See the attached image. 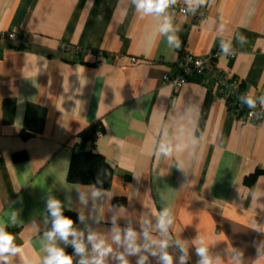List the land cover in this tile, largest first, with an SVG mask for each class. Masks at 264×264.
Returning a JSON list of instances; mask_svg holds the SVG:
<instances>
[{
	"label": "crops",
	"instance_id": "obj_1",
	"mask_svg": "<svg viewBox=\"0 0 264 264\" xmlns=\"http://www.w3.org/2000/svg\"><path fill=\"white\" fill-rule=\"evenodd\" d=\"M249 3L215 0L202 21L224 20L228 35L246 37L244 44L233 40L235 58L218 52L217 63L260 96L264 0H254L251 17ZM202 21L175 13L182 45L171 49L155 32L153 18L141 19L128 0H0V31L30 35L28 41L0 40V221L7 222L13 209L19 212L16 225L8 227L22 247L17 264L39 260L43 197L51 190L63 201L65 187L77 184L69 179L74 149L81 133L96 124L102 135L85 149L113 168L101 208L106 221L111 205L123 206L122 226L146 210L156 214L162 193L174 211V238L190 242L201 234L216 244V253L232 245L243 251L244 264H264L255 246L264 233L252 229L254 221L264 224V123L247 122L228 109L200 76L189 77L174 102L173 86L163 80L177 73L182 52L199 57L220 48L216 32L202 28ZM189 105L197 108L206 140L195 157H182L186 174L172 167L174 158L156 159L152 152L162 122H175ZM71 195L72 210L65 211L77 215L76 193ZM190 257L189 264H196L194 247Z\"/></svg>",
	"mask_w": 264,
	"mask_h": 264
},
{
	"label": "clouds",
	"instance_id": "obj_2",
	"mask_svg": "<svg viewBox=\"0 0 264 264\" xmlns=\"http://www.w3.org/2000/svg\"><path fill=\"white\" fill-rule=\"evenodd\" d=\"M215 0H128L129 6L141 18H153L155 32L164 38L171 49H179L182 41L178 36L179 27L174 23V9L182 5L180 11L185 15H196L201 9L211 7ZM254 0H250L246 15L255 14ZM102 17H98V20ZM202 28L214 29L219 39L220 55L227 57L233 54V40L240 44L246 43L242 33L228 35V24L224 20L202 21ZM202 62L197 61L199 69ZM241 105L247 106L253 115H264V95L256 96L251 93L238 97ZM259 107L260 111H257ZM197 108L189 105L171 124L162 122L157 129L156 140L152 155L156 159H175L172 167L183 172L185 163L183 156L195 157L197 149L206 140V133L199 129L196 123ZM106 172L97 174L93 183L81 185L77 183L66 188L62 201L51 190L44 195L45 210L42 216L43 232L41 238V255L35 264H132L131 257H135V264H151L152 258L156 264H189L190 247H194L198 257L196 264H244V253L241 249L227 247L223 254L213 251L216 244L206 243L205 237L199 234L189 241L174 238L171 229L175 223V215L171 204L162 193H159L161 206L156 214L146 210L141 219H126L122 226L118 215L123 206L111 205L108 210L110 217L106 221L101 215V208L108 201L109 196L104 188L103 176ZM139 180L138 177L134 176ZM76 193L75 203L78 207L76 220L65 215V209L72 210V192ZM19 219V212L13 209L7 222L0 221V264H17L22 247L17 245L15 236L8 231V227L15 226ZM102 222L110 224L108 228H101ZM254 229L264 233V224H258ZM36 232L40 227L35 220L32 225ZM186 242L187 245L186 246ZM71 247L73 252L66 251ZM258 252L257 259H264V240L255 244ZM172 249V251H170ZM20 260V259H19ZM20 264H34L30 258Z\"/></svg>",
	"mask_w": 264,
	"mask_h": 264
},
{
	"label": "built area",
	"instance_id": "obj_3",
	"mask_svg": "<svg viewBox=\"0 0 264 264\" xmlns=\"http://www.w3.org/2000/svg\"><path fill=\"white\" fill-rule=\"evenodd\" d=\"M182 5H178L173 11L182 16L185 15L180 11ZM190 15V14H189ZM195 19L202 21L206 17L205 8L201 9L196 15ZM30 35L27 33L20 32L18 30L11 31H0V40H10L13 42L16 41H28ZM73 50L80 52L78 47H73ZM220 52V48L216 52H212L203 56H194L186 52H182L179 60L176 63L177 73L165 74L163 76L164 82L170 83L174 89V98L175 101L176 95L179 91L188 83L189 77L191 76H200L203 78L205 84L213 86L217 93L224 99L228 109L234 111L237 115L243 117L247 122L251 123H264V115H253L251 110L244 105H241L238 97L241 94L251 93L250 90L245 87L243 81L235 77L228 71L220 68L217 63V54ZM230 58L236 57V51H233L232 55H229ZM133 61H136V58H133ZM201 61V67L198 69L196 62ZM209 76V77H208ZM259 110V107L257 109ZM102 135L101 127L96 132V137Z\"/></svg>",
	"mask_w": 264,
	"mask_h": 264
},
{
	"label": "trees",
	"instance_id": "obj_4",
	"mask_svg": "<svg viewBox=\"0 0 264 264\" xmlns=\"http://www.w3.org/2000/svg\"><path fill=\"white\" fill-rule=\"evenodd\" d=\"M100 129L99 125H93L81 133L82 143L77 144L72 156L69 179L79 184H90L96 179L97 174L106 172L103 176L104 188L110 189L112 185L113 168L107 162L103 155L85 149V144L96 138V132ZM102 130V128H101ZM249 181V180H248ZM118 204L122 203L121 199H114ZM65 215L77 220V215L72 211H65Z\"/></svg>",
	"mask_w": 264,
	"mask_h": 264
}]
</instances>
